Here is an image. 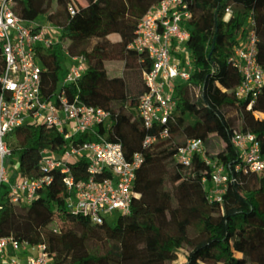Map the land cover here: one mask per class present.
Returning a JSON list of instances; mask_svg holds the SVG:
<instances>
[{"label": "trees", "instance_id": "trees-1", "mask_svg": "<svg viewBox=\"0 0 264 264\" xmlns=\"http://www.w3.org/2000/svg\"><path fill=\"white\" fill-rule=\"evenodd\" d=\"M34 1L39 0H19L15 9L25 17ZM41 1L47 20L62 30L57 44L39 51L43 97L58 103L65 89L70 101L111 111L112 126L106 138L86 131L70 139L46 123L20 126L9 143L21 171L43 174L39 159L44 149L61 154L72 144L103 139L120 143L126 153L142 152L145 162L131 211L120 214L114 224L94 223L67 209V190L60 180L40 189L30 204H8L0 212V237L45 244L53 264H264V171L247 170L232 140L238 130L252 131L264 141V117L256 115L264 93L252 107L240 100L236 89L243 75L229 60L237 36L253 21L264 65V0H190L193 16L185 25L192 76L176 83L173 118L153 128L138 110L152 60L130 45L140 21L161 0ZM229 7L233 13L226 19ZM65 51L86 56L87 69L62 86ZM5 68L0 52V77ZM165 127L171 133L182 131L184 138L161 137ZM147 136L158 138L146 146ZM188 139L204 140L206 155L224 164L231 180L222 201L209 197L204 178L210 184L214 169L202 155L196 154L188 165L178 163V146ZM70 165L77 180L88 177L86 159ZM53 173L61 178L60 172Z\"/></svg>", "mask_w": 264, "mask_h": 264}, {"label": "built area", "instance_id": "built-area-1", "mask_svg": "<svg viewBox=\"0 0 264 264\" xmlns=\"http://www.w3.org/2000/svg\"><path fill=\"white\" fill-rule=\"evenodd\" d=\"M19 0H0V52L6 58V68L0 77V212L8 204L22 202L30 204L40 189L52 187L60 180L67 190V209L89 218L94 223H110L114 213L118 216L130 213L139 173L145 162L142 152L126 153L120 143L110 140H91L72 144L61 154L44 149L39 164L44 172L12 179L6 158L13 156L9 143L10 134L18 127L29 123H46L58 129L66 139L75 134L112 126L111 111L88 104L82 100L70 101L65 89L59 94V102L45 100L42 95L43 63L39 56L42 48L59 42L61 28L50 24L44 26L31 22L15 9ZM233 13L227 8L226 19ZM193 16L190 0H161L153 5L137 28V35L130 47L147 52L152 68L144 78L148 90L139 103V114L148 128L168 123L177 109L175 86L189 81L194 64L187 47L190 31L185 22ZM252 21L237 36L229 60L243 75L236 89L238 98L249 101L252 107L264 93V65L259 60V36ZM62 86L81 78L87 69V57L70 55ZM161 137L172 136L165 127ZM157 136H147L145 145H153ZM233 143L240 152L246 169L264 171V141L252 131L233 134ZM196 154L204 157L214 169L208 184L211 200L222 201L231 180L224 164L206 155L202 139H188L178 146L176 159L188 165ZM88 161V177L77 180L70 163L81 159ZM240 168V165H237ZM53 171L60 172L61 178ZM0 264H53L52 257L43 243L33 244L29 240L13 236L0 237Z\"/></svg>", "mask_w": 264, "mask_h": 264}, {"label": "rangeland", "instance_id": "rangeland-1", "mask_svg": "<svg viewBox=\"0 0 264 264\" xmlns=\"http://www.w3.org/2000/svg\"><path fill=\"white\" fill-rule=\"evenodd\" d=\"M25 17L27 20L31 21V22H37L39 24H42L44 26L50 24V22L47 20L46 17V13L43 10L42 7V1H34L33 6H32V11H25ZM66 66L68 67V59H66ZM257 118H261L264 117V95L259 99L258 103H257ZM253 121V119H250L248 121V124H250ZM99 131L101 132V134L106 138L108 136V130L107 129H102L100 128ZM184 138V137H183ZM183 138H174V140H181ZM6 162H7V166L10 170V175L12 179H16L17 177H19L20 175V161L18 159L17 156H8L6 158ZM144 176V175H143ZM112 218L109 219L110 224H114L117 219H118V214L114 213L112 216ZM241 247L240 244L237 245V248L239 249ZM210 262H212L213 264H218L216 261L214 260H209Z\"/></svg>", "mask_w": 264, "mask_h": 264}, {"label": "bare ground", "instance_id": "bare-ground-1", "mask_svg": "<svg viewBox=\"0 0 264 264\" xmlns=\"http://www.w3.org/2000/svg\"><path fill=\"white\" fill-rule=\"evenodd\" d=\"M181 133H173L174 138L178 139L181 137Z\"/></svg>", "mask_w": 264, "mask_h": 264}, {"label": "crops", "instance_id": "crops-1", "mask_svg": "<svg viewBox=\"0 0 264 264\" xmlns=\"http://www.w3.org/2000/svg\"><path fill=\"white\" fill-rule=\"evenodd\" d=\"M177 133H181L182 135H181V138H183L185 135H184V133L182 132V131H179V132H177Z\"/></svg>", "mask_w": 264, "mask_h": 264}]
</instances>
